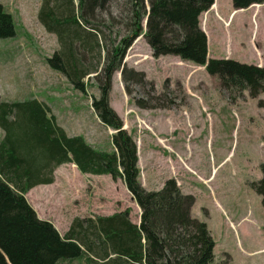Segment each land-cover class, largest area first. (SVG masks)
I'll use <instances>...</instances> for the list:
<instances>
[{
    "label": "rangeland",
    "instance_id": "1",
    "mask_svg": "<svg viewBox=\"0 0 264 264\" xmlns=\"http://www.w3.org/2000/svg\"><path fill=\"white\" fill-rule=\"evenodd\" d=\"M43 2L0 0L15 29L14 36L0 38V100L36 98L69 134L85 136L97 149L113 150L115 130L92 108V96L100 95L97 74L103 61L99 72L85 78L86 92L54 70L47 58L61 46L39 18ZM130 3L112 0L109 12L89 24V28L107 26V40H100L103 55L118 37L129 33L123 18L130 15ZM218 8L214 15L207 11L200 16L211 41L209 56L264 65V3L237 15L232 0H220ZM86 58L88 67L95 61L99 64L90 51ZM123 67L128 79L121 70L114 73L110 105L137 142L145 188L161 189L174 178L183 192L194 195L192 216L208 224L216 241L212 264H264V208L251 187L263 176L264 92L256 97L248 91L233 96L220 88L205 66L175 55L155 56L143 35L127 49ZM132 70L143 72V79L137 80ZM80 174L59 177L57 185H62L66 198L57 209L65 217H95L127 208L131 217L142 212L139 205H132L134 198L121 178ZM60 264L89 263L75 259Z\"/></svg>",
    "mask_w": 264,
    "mask_h": 264
},
{
    "label": "trees",
    "instance_id": "2",
    "mask_svg": "<svg viewBox=\"0 0 264 264\" xmlns=\"http://www.w3.org/2000/svg\"><path fill=\"white\" fill-rule=\"evenodd\" d=\"M111 1L44 0L39 18L61 46L47 58L48 64L77 90L87 91L85 78L99 72L103 61L97 74L100 95L92 96V108L115 130L113 150L97 149L83 135L69 136L50 108L36 98L0 100V124L6 131L0 145V264H60L75 259H87L89 264L95 259L98 264L214 262L216 241L208 224L191 214L194 195L183 192L174 178L167 179L160 190H147L142 184L137 142L110 105L113 75L121 70L124 80L128 79L124 57L142 34L155 56L175 55L205 66L220 88L233 96L248 91L256 97L264 92V65L208 57V36L200 16L215 0H147L148 9L145 0H131L130 15L123 18L129 33L118 37L103 55L100 40H107V26L89 28V24L100 13L109 12ZM262 3L232 0L234 9ZM14 34L11 13L0 3V38ZM88 51L99 64L85 65ZM133 73L137 80L143 79V72ZM62 162L75 163L83 173L121 178L142 209L141 223L131 222L127 208L112 215L76 217L63 236L51 221L39 217L26 197L36 183H52L54 168ZM261 171L262 178L251 182V187L261 196L264 208V163Z\"/></svg>",
    "mask_w": 264,
    "mask_h": 264
},
{
    "label": "crops",
    "instance_id": "3",
    "mask_svg": "<svg viewBox=\"0 0 264 264\" xmlns=\"http://www.w3.org/2000/svg\"><path fill=\"white\" fill-rule=\"evenodd\" d=\"M218 5L220 6V0H215L214 6L211 7L208 11L213 13V10H215V9L219 10ZM261 5H263V3L260 5L254 4V5L250 6L249 8H246V9H234L233 12L235 13L234 15H237L241 12L248 11L249 9H252L254 7L258 8ZM205 12H207V11H205ZM227 13H229V11ZM227 13H225V14L227 15ZM213 15H214V13H213ZM210 46H211V41H210V38H208V57L209 58H211V56H209V52L212 51ZM64 130L69 136H74V134H72V135L69 134L65 128H64ZM75 135H81V134H75ZM5 136H6V131L0 124V145H1L2 141L4 140ZM139 163H140V161H139ZM80 172H82V171L77 167V165L75 163H73V162H62L61 164L57 165L54 168V171H53L54 181L52 183L38 182L35 184V186H33L26 193V197H27L28 201L35 208L39 217L42 219H46V220L51 221L56 226V228H58V230L60 231V233L63 236L70 229V226H71L73 220L79 216L72 215L71 219L73 218V220H71L68 217H65L64 214L60 213L59 210L57 209V205H64L63 201H65V198H66L62 185L61 184H60V186L57 185L59 182L58 180H59V177H63L65 175H76L77 176L80 174ZM143 185H147V182L143 183ZM132 205H139V204L133 199ZM50 207L54 211L51 209V212H49L48 209ZM121 211H123V210H121ZM117 212H120V211H117ZM117 212H115V213H117ZM52 215H54V216H52ZM104 215H112V214H104ZM140 215H141V213L139 214V216L137 215V213H132V217H131V214H130L131 222L139 225L141 223V216ZM81 218H83V217H81Z\"/></svg>",
    "mask_w": 264,
    "mask_h": 264
},
{
    "label": "water",
    "instance_id": "4",
    "mask_svg": "<svg viewBox=\"0 0 264 264\" xmlns=\"http://www.w3.org/2000/svg\"><path fill=\"white\" fill-rule=\"evenodd\" d=\"M147 22H148V17L145 20V27H146V29H147Z\"/></svg>",
    "mask_w": 264,
    "mask_h": 264
},
{
    "label": "bare ground",
    "instance_id": "5",
    "mask_svg": "<svg viewBox=\"0 0 264 264\" xmlns=\"http://www.w3.org/2000/svg\"><path fill=\"white\" fill-rule=\"evenodd\" d=\"M256 5H260V4H256ZM213 6H214V5H213ZM213 6H212V7H213Z\"/></svg>",
    "mask_w": 264,
    "mask_h": 264
}]
</instances>
